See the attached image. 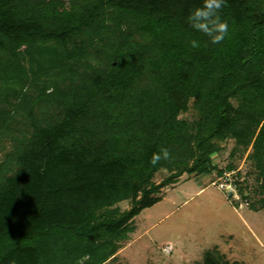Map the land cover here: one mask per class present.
<instances>
[{
	"label": "trees",
	"instance_id": "trees-1",
	"mask_svg": "<svg viewBox=\"0 0 264 264\" xmlns=\"http://www.w3.org/2000/svg\"><path fill=\"white\" fill-rule=\"evenodd\" d=\"M29 1L0 0V123L12 139L0 162V264L106 263L162 187L217 169L212 153L226 139L230 155L252 144L250 206L264 207V0H226L218 44L186 21L201 0ZM110 31L98 64L79 70ZM25 53L37 69L69 73L36 75L31 102ZM12 96L30 110L10 133L23 102ZM191 99L194 121L180 116ZM163 148L168 157L152 164ZM202 262L228 264L213 248Z\"/></svg>",
	"mask_w": 264,
	"mask_h": 264
},
{
	"label": "rangeland",
	"instance_id": "rangeland-1",
	"mask_svg": "<svg viewBox=\"0 0 264 264\" xmlns=\"http://www.w3.org/2000/svg\"><path fill=\"white\" fill-rule=\"evenodd\" d=\"M46 1L52 5L53 0ZM113 36L114 32H106L104 39L79 60L76 67L89 70L98 64L97 58L109 49ZM32 55L38 56L36 52ZM30 58L25 53L22 66L27 74L20 85L29 102L37 89L36 75L47 78L53 72L68 73L58 65L37 69ZM11 99L23 102L16 120L9 121L11 123L3 130L10 133L25 125L30 110L24 98L12 96ZM192 102L193 99L189 109L180 116L194 121L198 112ZM2 128L0 123V162L12 145L10 135H4ZM221 146V150L212 153L217 169L201 174L185 171L175 183L162 187V199L135 217V229L121 242L116 256L104 264H203V254L208 248L215 249L228 264H264V207L250 206L254 198L251 191L257 187V169L248 155L252 144L233 155H230L233 139L222 140ZM230 162L234 167H227ZM218 169L222 171L219 173ZM167 173L166 168H161L153 179L159 182ZM119 205L127 208L130 204L122 200ZM166 244H171L169 251L163 249Z\"/></svg>",
	"mask_w": 264,
	"mask_h": 264
},
{
	"label": "clouds",
	"instance_id": "clouds-1",
	"mask_svg": "<svg viewBox=\"0 0 264 264\" xmlns=\"http://www.w3.org/2000/svg\"><path fill=\"white\" fill-rule=\"evenodd\" d=\"M225 4L226 0H201L198 6L190 10L186 21L192 29L205 34L211 44H218L229 31L228 22L221 19L220 10ZM190 44L193 48L198 46L195 39L190 40ZM168 155V150L163 148L152 154L150 162L155 164L161 157L166 159Z\"/></svg>",
	"mask_w": 264,
	"mask_h": 264
},
{
	"label": "built area",
	"instance_id": "built-area-1",
	"mask_svg": "<svg viewBox=\"0 0 264 264\" xmlns=\"http://www.w3.org/2000/svg\"><path fill=\"white\" fill-rule=\"evenodd\" d=\"M171 244H166L163 249L169 251L171 248Z\"/></svg>",
	"mask_w": 264,
	"mask_h": 264
}]
</instances>
